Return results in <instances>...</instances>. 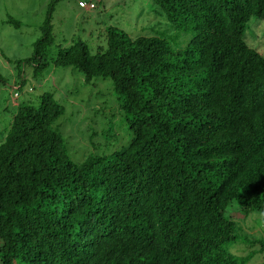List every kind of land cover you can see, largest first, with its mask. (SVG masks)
I'll use <instances>...</instances> for the list:
<instances>
[{"label":"trees","instance_id":"trees-1","mask_svg":"<svg viewBox=\"0 0 264 264\" xmlns=\"http://www.w3.org/2000/svg\"><path fill=\"white\" fill-rule=\"evenodd\" d=\"M150 1L190 35L182 48L109 27L105 50L77 40L47 59L49 12L25 61L33 76L53 66L110 80L131 137L74 163L51 129L64 113L53 95L18 105L0 143L1 264H248L264 253L243 228L264 215V57L244 35L264 21V0ZM238 242L247 255L229 251Z\"/></svg>","mask_w":264,"mask_h":264},{"label":"rangeland","instance_id":"rangeland-1","mask_svg":"<svg viewBox=\"0 0 264 264\" xmlns=\"http://www.w3.org/2000/svg\"><path fill=\"white\" fill-rule=\"evenodd\" d=\"M78 1L0 0V143L18 105H37L41 94L50 93L64 107L63 115L52 123L51 129L64 139L71 161L80 164L89 157L109 155L126 146L131 132L110 80L94 78L85 83L82 74L72 68L53 66L42 76H33L32 66L25 61L32 56L34 43L43 36L49 12L54 43L48 49L47 59L59 47L77 40L86 42L92 54L98 48L105 50L109 27L121 29L131 38L161 35L171 46L180 48L190 35L172 30L150 0H95L94 10L80 8ZM244 35L247 44L264 57V21L252 17ZM15 93L18 96L14 97ZM252 216L257 221L254 223L251 218L247 225L243 224L245 232L264 239V224L259 225L264 215ZM238 244L229 251L247 255L244 245L233 249ZM258 254L248 264H264V253Z\"/></svg>","mask_w":264,"mask_h":264},{"label":"built area","instance_id":"built-area-1","mask_svg":"<svg viewBox=\"0 0 264 264\" xmlns=\"http://www.w3.org/2000/svg\"><path fill=\"white\" fill-rule=\"evenodd\" d=\"M79 7L81 8H85L88 10H93L95 8V4L94 3H85V2H79ZM18 96L16 93L14 94V97Z\"/></svg>","mask_w":264,"mask_h":264}]
</instances>
